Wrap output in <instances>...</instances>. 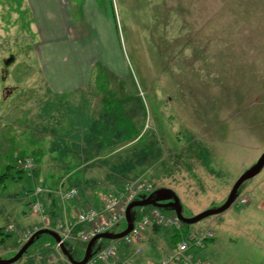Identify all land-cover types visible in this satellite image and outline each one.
I'll list each match as a JSON object with an SVG mask.
<instances>
[{
	"label": "rangeland",
	"instance_id": "obj_1",
	"mask_svg": "<svg viewBox=\"0 0 264 264\" xmlns=\"http://www.w3.org/2000/svg\"><path fill=\"white\" fill-rule=\"evenodd\" d=\"M3 1L0 264H70L46 232L16 257L30 234L45 226L31 210L36 197L52 219L63 220L84 200L78 180L88 179L84 192L98 195L99 201L119 183L143 180L152 188L132 201L153 200L162 214L173 215L163 204L175 200L180 217L190 218L223 205L237 178L264 152V0H112L115 32L104 20L96 27L107 40L103 45L110 64L89 58L90 84L75 93L48 89L26 2ZM69 1L79 23L82 0ZM84 13L82 22L72 26L81 29L82 39L87 37ZM94 43L78 48L95 56ZM117 66L123 70L116 71ZM104 102L113 121L99 114ZM95 116L101 117L96 124L101 133L85 131L88 142L76 137L78 119ZM97 119L83 120L82 127H93ZM109 172L120 174L116 183ZM60 184L76 187L78 195L62 200ZM37 186L44 187L38 196L33 193ZM168 188L174 194L163 197ZM180 223L176 233L187 236L212 231L213 237L195 249L207 264H264V161L224 209ZM114 225L108 233L123 231L125 217ZM60 230L54 231L59 235ZM146 231L143 244L140 239L130 245L139 248L136 257L157 260L172 250L171 226L152 222ZM68 235L65 248L80 257L86 242L74 226Z\"/></svg>",
	"mask_w": 264,
	"mask_h": 264
},
{
	"label": "crops",
	"instance_id": "obj_2",
	"mask_svg": "<svg viewBox=\"0 0 264 264\" xmlns=\"http://www.w3.org/2000/svg\"><path fill=\"white\" fill-rule=\"evenodd\" d=\"M2 2L4 1L0 0V8ZM23 2H26L25 6H28L33 24L36 27L35 34L38 35L40 41L38 42L39 44L37 43L36 45L39 62L41 64L45 84L48 89H50L52 92L75 93L90 84L91 69L89 65V58L97 57L103 60L106 64H110V61H108V59H105L107 56H105V46L103 45L107 40H104L103 38L101 39L102 36L99 37V31L96 29V27L100 25V23H102V20H104L106 24L110 25L109 32H111L112 34L113 32H115L114 21L112 17L113 14H111L112 0H82L80 6L82 15H80V18H78L79 20L81 19L79 23H74L73 15L70 12L71 3L69 0H23ZM85 6H87V8H85ZM84 9L87 14V20H85V23L89 27V29L87 28V26L85 27V29H82L85 31V35H87V37L82 39V32L80 31L81 29H78V27H74V29L72 30V26L74 24H80L85 18L86 15L84 13ZM91 41L97 44V46L95 45L96 48L94 46L95 50L97 49L98 51L96 52L95 56L90 54V52L88 53L87 51L78 48L79 46H83L82 43H89ZM64 46H67V48L61 49ZM117 52L119 54L118 58L119 60H121V54L119 49L117 50ZM113 56L114 55H112L111 57ZM116 57L117 56L115 54V58ZM115 68L116 71L123 70L120 66H117ZM105 104V102L102 103L103 111L99 112V114L103 116L104 113L106 116L105 118H108L113 121L114 116H112L111 112H108L107 108L105 107ZM86 118H79L77 122L79 123V125L75 124L73 126L76 137H85L83 133L87 130L96 131L95 127L91 126L83 128L82 121L84 120L88 121L89 123H93V120L97 119V116H95L94 118ZM98 119H101V117H99ZM103 121H105L104 118ZM106 124L109 125L107 120L105 123V130L107 131L108 127H106ZM92 128L94 129L92 130ZM108 131L110 130L108 129ZM130 139H133V137ZM61 146L64 147V143ZM108 175L114 180V183H116V177L120 176V174L118 175L116 172H109ZM121 176H123V179L126 178L124 175ZM78 181H81L83 186L82 200H84L80 203V207L84 204L92 203L90 200L93 201L92 204H95V206H99L100 201L97 198L98 195H95L93 193L90 194L91 191H88L86 193L84 192L88 179ZM81 182L80 184L78 182L72 183L76 185H81ZM120 184L121 183H119L117 187ZM109 186H111V184H109ZM84 196L86 197L84 198ZM70 210L73 212L74 210H76V208H70ZM146 232L147 234H149L148 231H145L143 234H145ZM171 235L172 233L170 232V234H168L169 241L171 240ZM143 236H141L142 239H144ZM142 239L140 240L141 244H143ZM160 239L161 238H159L158 240ZM101 240L104 241L101 242ZM117 241L118 240L115 238H99V242L97 243V245H104L110 242L117 243ZM137 249L138 248L133 249L131 246L119 243V259L124 257H131L133 258V264H153L171 252L170 250L166 254H162L157 260L147 258L144 262L143 259L136 257V254H138L136 253L138 252Z\"/></svg>",
	"mask_w": 264,
	"mask_h": 264
},
{
	"label": "built area",
	"instance_id": "obj_3",
	"mask_svg": "<svg viewBox=\"0 0 264 264\" xmlns=\"http://www.w3.org/2000/svg\"><path fill=\"white\" fill-rule=\"evenodd\" d=\"M26 167H30L31 163L27 159ZM60 186V187H59ZM57 187L58 196L64 199H72L78 195V189L74 186L61 188L60 184ZM152 188L149 181L137 180L123 182L112 194L100 196V205L91 206L84 204L80 208L74 210L71 217L63 220H53V228L61 229L60 241L57 246L69 237L68 232L70 227L74 226L78 229V234L83 242L89 241L93 236L99 234L108 228L112 227L120 219L124 218L127 205L134 197L143 191H148ZM44 187L37 186L33 193L38 196ZM246 201L245 197L240 198V202ZM45 205L36 197L31 203V210L39 213L43 223L46 225L50 219L48 210ZM163 223L175 229H180V220L176 215H164L157 208L151 207L148 210L141 211L139 216L134 221L132 228L124 234L116 242H110L103 245L96 251L85 264H133L131 257L119 259V243L131 245L138 242L146 231V228L152 223ZM28 231L26 234H30ZM31 235V234H30ZM213 236L212 231H206L199 236H187L179 233L178 240L174 245L173 250L166 256L159 259L153 264H207L203 259L195 255V249L201 245L202 241ZM139 251V249H138Z\"/></svg>",
	"mask_w": 264,
	"mask_h": 264
},
{
	"label": "water",
	"instance_id": "obj_4",
	"mask_svg": "<svg viewBox=\"0 0 264 264\" xmlns=\"http://www.w3.org/2000/svg\"><path fill=\"white\" fill-rule=\"evenodd\" d=\"M264 161V152L260 155V157L258 158V160L255 162V164H253L251 167H248L245 171V173H243L241 176H239L237 178V180L235 181V183L233 184V186L231 187L227 198L225 200V202L223 203V205H221L218 208L215 209H207L204 210L198 214H196L193 217L190 218H182L179 215V208L176 204V201H169L165 204H163L164 206H170V208L175 212V214L178 216V218L182 221V222H187V221H192L198 218H201L203 216H206L208 214H212V213H217L219 211H221L222 209H224L226 206H228L230 204V202L232 201V198L238 188V186L248 177L254 175L260 168L261 164ZM163 197L166 198H170L173 194H174V190H172L171 188L168 189H163ZM138 195V194H137ZM145 205H151V206H157L158 204L155 203V201L150 200V199H143V200H138V201H131L127 207H126V211H125V219H126V227L123 231L115 234L114 232L112 233H108L107 230L96 234L95 236H93L87 243L85 250H84V254L83 257L81 259H75L74 256L72 254H70V252L65 248V244L64 242H62L60 244V248L62 249L63 253L66 255V257L70 260L71 263L73 264H85L86 261L96 252L98 251L102 244H98L95 249L92 251V247L95 244L96 240H98L99 238H106V239H112V238H119L121 236H123L124 234H126L133 225V221L137 216V212L133 211V208L136 206H145ZM115 226V225H114ZM112 228V227H111ZM40 232H46L49 233L53 236V238L55 239V241H60V236L51 229L48 228H41L38 229L37 231H35L30 238L26 241V243L21 247L20 251L17 253L16 257L20 256L22 254V252L24 251V249L30 244V242L33 240V238H35L37 236L38 233Z\"/></svg>",
	"mask_w": 264,
	"mask_h": 264
},
{
	"label": "trees",
	"instance_id": "obj_5",
	"mask_svg": "<svg viewBox=\"0 0 264 264\" xmlns=\"http://www.w3.org/2000/svg\"><path fill=\"white\" fill-rule=\"evenodd\" d=\"M101 121V119H97V120H95V122H94V124H93V127H95V129H96V131H93V132H98V133H101V130L100 129H98L97 130V128L99 127V125H96L97 124V122H100ZM97 127V128H96ZM94 128H92V130H93ZM85 139H86V142H88L87 140L88 139H90V138H87V137H85ZM102 145H103V143H102ZM145 206H151V205H145ZM50 215V217H51V219H52V215L51 214H49ZM53 220V219H52ZM0 232H2V230H0ZM178 236H179V234L178 233H176L175 231L172 233V235H171V242L173 243V244H175L176 242H177V240H178ZM28 240V239H27ZM26 240V241H27ZM26 241L23 243V244H21L20 246H19V248H21L25 243H26ZM83 257V254L80 256V257H75L74 256V258L75 259H81Z\"/></svg>",
	"mask_w": 264,
	"mask_h": 264
}]
</instances>
